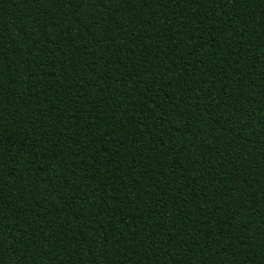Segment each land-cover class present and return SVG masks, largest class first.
<instances>
[{
  "label": "trees",
  "instance_id": "1",
  "mask_svg": "<svg viewBox=\"0 0 264 264\" xmlns=\"http://www.w3.org/2000/svg\"><path fill=\"white\" fill-rule=\"evenodd\" d=\"M0 264H264V0H0Z\"/></svg>",
  "mask_w": 264,
  "mask_h": 264
}]
</instances>
